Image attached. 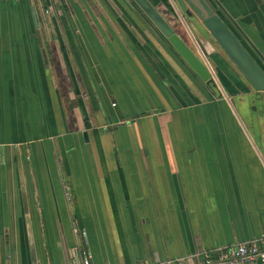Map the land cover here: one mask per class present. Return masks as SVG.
<instances>
[{
  "label": "crops",
  "instance_id": "0c3cea01",
  "mask_svg": "<svg viewBox=\"0 0 264 264\" xmlns=\"http://www.w3.org/2000/svg\"><path fill=\"white\" fill-rule=\"evenodd\" d=\"M148 1L214 94L131 0H0V264H195L264 234L255 91ZM206 1L264 69V0Z\"/></svg>",
  "mask_w": 264,
  "mask_h": 264
},
{
  "label": "water",
  "instance_id": "95a60500",
  "mask_svg": "<svg viewBox=\"0 0 264 264\" xmlns=\"http://www.w3.org/2000/svg\"><path fill=\"white\" fill-rule=\"evenodd\" d=\"M142 15L166 39L171 48L188 65L192 72L205 83L215 87L209 70L194 51L178 37L172 27L148 0H131ZM180 12L195 19L220 50L234 65L243 79L255 91L254 117L257 138L262 142L264 152V69L254 61L238 39L206 0H173ZM34 19V15H33ZM35 21V19H34Z\"/></svg>",
  "mask_w": 264,
  "mask_h": 264
},
{
  "label": "built area",
  "instance_id": "2783aa9c",
  "mask_svg": "<svg viewBox=\"0 0 264 264\" xmlns=\"http://www.w3.org/2000/svg\"><path fill=\"white\" fill-rule=\"evenodd\" d=\"M81 264H88L89 257L81 251ZM257 261L264 264V234H260L235 246L216 249L215 257L199 254L195 264H242ZM148 264V263H141ZM156 264H186L183 259H170Z\"/></svg>",
  "mask_w": 264,
  "mask_h": 264
},
{
  "label": "flooded vegetation",
  "instance_id": "af4514ba",
  "mask_svg": "<svg viewBox=\"0 0 264 264\" xmlns=\"http://www.w3.org/2000/svg\"><path fill=\"white\" fill-rule=\"evenodd\" d=\"M252 114L254 113V108H251V111H250ZM264 136V135H263ZM264 140V139H263ZM261 144H262V142H261V140L259 139V138H257V145H258V147H260L261 148ZM262 149V148H261Z\"/></svg>",
  "mask_w": 264,
  "mask_h": 264
},
{
  "label": "rangeland",
  "instance_id": "374dc122",
  "mask_svg": "<svg viewBox=\"0 0 264 264\" xmlns=\"http://www.w3.org/2000/svg\"><path fill=\"white\" fill-rule=\"evenodd\" d=\"M231 104H232L233 108H235V110H236L238 113H240V112H239V111H240L239 106L236 104V102L234 101V102H232Z\"/></svg>",
  "mask_w": 264,
  "mask_h": 264
},
{
  "label": "trees",
  "instance_id": "16d2710c",
  "mask_svg": "<svg viewBox=\"0 0 264 264\" xmlns=\"http://www.w3.org/2000/svg\"><path fill=\"white\" fill-rule=\"evenodd\" d=\"M210 90H211L212 94H214L215 91L212 87H210ZM85 125H87V122L85 123Z\"/></svg>",
  "mask_w": 264,
  "mask_h": 264
}]
</instances>
